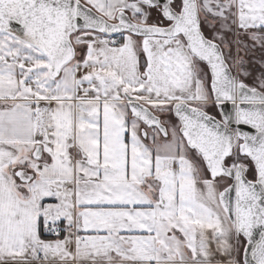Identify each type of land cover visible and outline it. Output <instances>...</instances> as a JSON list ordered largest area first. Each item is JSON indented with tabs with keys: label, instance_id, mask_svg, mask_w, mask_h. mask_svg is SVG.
Wrapping results in <instances>:
<instances>
[{
	"label": "snow or ice",
	"instance_id": "obj_1",
	"mask_svg": "<svg viewBox=\"0 0 264 264\" xmlns=\"http://www.w3.org/2000/svg\"><path fill=\"white\" fill-rule=\"evenodd\" d=\"M0 264H264V0H0Z\"/></svg>",
	"mask_w": 264,
	"mask_h": 264
}]
</instances>
